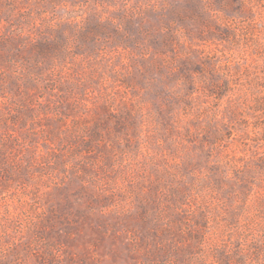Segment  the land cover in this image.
I'll return each instance as SVG.
<instances>
[{
	"label": "rangeland",
	"instance_id": "obj_1",
	"mask_svg": "<svg viewBox=\"0 0 264 264\" xmlns=\"http://www.w3.org/2000/svg\"><path fill=\"white\" fill-rule=\"evenodd\" d=\"M0 264H264V0H0Z\"/></svg>",
	"mask_w": 264,
	"mask_h": 264
}]
</instances>
